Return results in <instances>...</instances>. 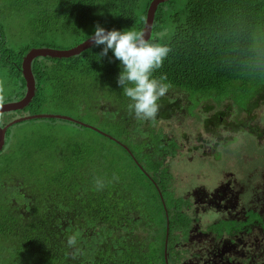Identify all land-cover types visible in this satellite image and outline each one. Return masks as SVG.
<instances>
[{
    "label": "trees",
    "instance_id": "1",
    "mask_svg": "<svg viewBox=\"0 0 264 264\" xmlns=\"http://www.w3.org/2000/svg\"><path fill=\"white\" fill-rule=\"evenodd\" d=\"M150 1L0 0V104L25 94L21 62L31 47L71 48L97 23L142 31ZM263 27L264 0L165 1L149 40L171 51L153 75L191 100L230 97L247 118L226 124L262 134L250 121L258 104L253 96L264 92ZM102 47L35 58L32 100L0 115L4 126L25 115L64 113L113 137L55 117L7 128L0 150V264H165L167 220V251H175L172 233L187 214L148 177L156 180L152 165L176 147L154 134L153 124L175 113L139 120L117 84L119 61L110 59L111 51L101 56ZM219 114L220 122L226 115ZM90 116L95 121L88 124ZM57 120L73 125L67 129ZM70 236L75 245L68 244Z\"/></svg>",
    "mask_w": 264,
    "mask_h": 264
},
{
    "label": "flooded vegetation",
    "instance_id": "2",
    "mask_svg": "<svg viewBox=\"0 0 264 264\" xmlns=\"http://www.w3.org/2000/svg\"><path fill=\"white\" fill-rule=\"evenodd\" d=\"M160 108L159 113H165L168 110L170 113H175L173 116L184 117L180 115L182 107L179 100L173 102L164 100ZM196 108H198V102L187 107L189 117L197 116L194 112ZM199 110L205 114L202 131L204 137H201L200 133L195 136L194 140L197 142L195 150L204 153L206 138H213L211 156L214 159L218 158L219 153L216 148L227 144L221 140L216 130L220 124L233 134L239 132L249 134L256 139V148L264 149V132L262 131L264 128L255 125L262 131L260 134L256 130L249 132L246 129L228 125L226 121L232 120H224L225 117L219 122L217 118L223 111L206 116V112L211 110L209 104H204V107H200ZM173 116L164 119H171ZM210 117H213L212 122L206 124ZM255 118L250 121L252 124ZM162 121L160 120L159 123ZM154 127L158 126L154 125ZM158 128L159 131H154V134L161 135L163 139H172L161 127ZM233 139L234 137L225 138L227 142ZM172 140L176 143L174 155H167L160 162L152 165V168L158 167L153 173L156 180L152 178L151 173L148 175L150 180H153L152 183L157 186L158 192H165L175 203L183 204L182 207L180 205V210L187 214V221L173 230L175 251L172 254L168 253L166 242L167 264H264V204L258 203L260 199H264V162L259 164L260 172L253 166L255 159L251 156L248 160H245L244 156L241 157L239 160L242 163L229 165L232 172L245 176L243 188L233 186L231 178L228 185L221 184L220 180L201 182L194 186L192 198H188L179 193L177 177L169 167L171 159H178L182 155H180V147L183 144ZM187 149L192 150V147L188 146ZM225 155L231 158L227 151ZM139 167L143 169L142 166L139 165ZM232 172L228 174L232 176L234 174Z\"/></svg>",
    "mask_w": 264,
    "mask_h": 264
},
{
    "label": "rangeland",
    "instance_id": "3",
    "mask_svg": "<svg viewBox=\"0 0 264 264\" xmlns=\"http://www.w3.org/2000/svg\"><path fill=\"white\" fill-rule=\"evenodd\" d=\"M177 2L179 5H182L185 0H177ZM260 46L261 44H259L258 47ZM163 97L169 102L179 100L182 107L180 115L184 116L181 118L173 116L171 119H159L153 124V126L161 127L170 138L183 144L180 147V155H182L178 159H171L169 161V167L177 177L179 193L181 195L192 198V190L195 185L201 182L207 183L209 181L219 180L221 181V184L228 185L230 178L233 186L243 188V181L246 179L245 176L243 174L232 172L229 167L231 164L242 163L239 159L243 156L245 160H248L250 156L253 157L255 159V164L253 166L256 167L259 172L261 171L259 164L264 162V149L256 148V139L250 137L249 134L244 132L233 134L231 131L224 129L223 124H220L216 130L220 134L221 140L227 144L220 145L216 148V151L219 153L217 159H214L211 156L213 153V149L211 148L214 141L213 138H206L204 144L206 151L204 153L194 149L197 145L196 140H194L195 136L200 133V136L204 137L202 131L205 114L199 110L200 107H204V104L211 105V110L206 112V116L215 112L225 111L226 116L224 120L246 118V113L238 109L230 97L217 100L214 95L209 97L195 95L192 97L193 100H191L187 93L173 89H169ZM255 99H257L258 104L252 112L256 115L253 124L257 125L259 128H264V92L260 95L253 96L252 101ZM194 100L198 102V108L194 111L197 116L189 117L190 115L187 113V107L194 105L196 103ZM48 111L54 112V106H49ZM160 120L163 121L159 123ZM94 121L93 116L86 119V123L88 124H91ZM57 123L60 125H66L67 129H70L71 125H73L70 122L62 120H57ZM158 127H154V131L158 132ZM226 137H234V139L227 142V140H225ZM188 146L192 147V150H188ZM226 151L230 154L231 158H228L225 155ZM228 172L234 174L230 176ZM233 180L236 181L233 182ZM258 203L263 205L264 199H260Z\"/></svg>",
    "mask_w": 264,
    "mask_h": 264
},
{
    "label": "clouds",
    "instance_id": "4",
    "mask_svg": "<svg viewBox=\"0 0 264 264\" xmlns=\"http://www.w3.org/2000/svg\"><path fill=\"white\" fill-rule=\"evenodd\" d=\"M89 39L93 45L103 46L101 56H108L111 51L110 59L119 61L121 71L117 84L131 101L129 109L139 120H154L160 108V98L165 96L171 85L166 82V77L158 79L153 73L162 67L170 47L160 41L146 39L141 31L106 29L99 23ZM97 185L103 188L99 180ZM68 244L75 245L76 236H70Z\"/></svg>",
    "mask_w": 264,
    "mask_h": 264
},
{
    "label": "water",
    "instance_id": "5",
    "mask_svg": "<svg viewBox=\"0 0 264 264\" xmlns=\"http://www.w3.org/2000/svg\"><path fill=\"white\" fill-rule=\"evenodd\" d=\"M168 1V0H151L149 3V6L147 8V13H146V20L143 26V29L141 32H143L144 36L146 39H150L151 34H152V25H153V21H154V16H155V12L159 6V4ZM93 45V43L91 42V40L89 39V37L87 39H85L84 41L78 43L77 45L68 48V49H57V48H52V47H31L27 53L25 54V56L22 59L21 62V73L22 76L25 80V86H26V92L25 94L18 98L17 100H11V101H7L4 103L0 104V115L2 113L5 112H10V111H15V110H19L22 109L24 107H26L30 101L32 100L34 94H35V80H34V76L32 73V69H31V63L32 61L37 58V57H57V58H63V57H70L73 55H77L80 52H82L83 50L91 47ZM40 117H55V118H61V119H67V120H73L76 121L78 123L84 124L76 119H73L70 116L67 115H62V114H33V115H25L22 117H16L15 119H13L12 121H10L9 123L5 124L4 126L0 125V150L3 148L4 146V142H5V135H6V131L7 128L12 125L13 123L25 120V119H31V118H40ZM86 126L92 127L94 129H96L97 131H99L100 133L113 138L112 136H110L109 134L93 127L87 124H84ZM123 147L125 149H128L127 146L123 145ZM129 151V150H128ZM167 235H168V220H167V230H166V239H165V253H164V258H165V263L167 264V252H166V242H167Z\"/></svg>",
    "mask_w": 264,
    "mask_h": 264
}]
</instances>
